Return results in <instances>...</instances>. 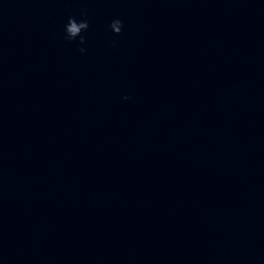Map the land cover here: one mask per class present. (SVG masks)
Wrapping results in <instances>:
<instances>
[{
	"label": "water",
	"instance_id": "obj_1",
	"mask_svg": "<svg viewBox=\"0 0 264 264\" xmlns=\"http://www.w3.org/2000/svg\"><path fill=\"white\" fill-rule=\"evenodd\" d=\"M0 264H264V0H0Z\"/></svg>",
	"mask_w": 264,
	"mask_h": 264
},
{
	"label": "clouds",
	"instance_id": "obj_2",
	"mask_svg": "<svg viewBox=\"0 0 264 264\" xmlns=\"http://www.w3.org/2000/svg\"><path fill=\"white\" fill-rule=\"evenodd\" d=\"M109 27L114 33L119 34L123 29V21L120 20L119 18L113 19ZM88 28H89V22L86 18L77 20L76 17L71 16L68 18V22L64 26L65 39L74 40L75 38L80 37V43L84 44L86 42L85 37L82 36L81 33L82 31H85ZM79 50L81 52L85 51L83 47H81ZM124 99H129V97L125 96Z\"/></svg>",
	"mask_w": 264,
	"mask_h": 264
}]
</instances>
